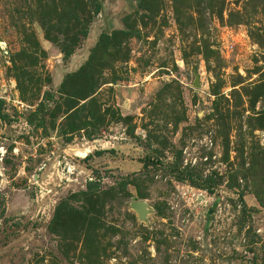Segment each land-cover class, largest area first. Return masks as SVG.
<instances>
[{"label":"rangeland","instance_id":"obj_1","mask_svg":"<svg viewBox=\"0 0 264 264\" xmlns=\"http://www.w3.org/2000/svg\"><path fill=\"white\" fill-rule=\"evenodd\" d=\"M0 264H264V0H0Z\"/></svg>","mask_w":264,"mask_h":264},{"label":"trees","instance_id":"obj_2","mask_svg":"<svg viewBox=\"0 0 264 264\" xmlns=\"http://www.w3.org/2000/svg\"><path fill=\"white\" fill-rule=\"evenodd\" d=\"M94 6H95V9H94V12H93V13H94V14H98V12H99V10H100V6H99V4H98L97 2L95 3Z\"/></svg>","mask_w":264,"mask_h":264},{"label":"water","instance_id":"obj_3","mask_svg":"<svg viewBox=\"0 0 264 264\" xmlns=\"http://www.w3.org/2000/svg\"><path fill=\"white\" fill-rule=\"evenodd\" d=\"M134 207H135V208L140 207V209H142V204H140V205H135Z\"/></svg>","mask_w":264,"mask_h":264}]
</instances>
